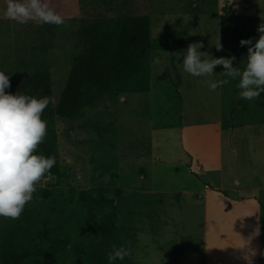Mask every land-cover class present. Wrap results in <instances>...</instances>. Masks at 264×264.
<instances>
[{
  "label": "rangeland",
  "instance_id": "1",
  "mask_svg": "<svg viewBox=\"0 0 264 264\" xmlns=\"http://www.w3.org/2000/svg\"><path fill=\"white\" fill-rule=\"evenodd\" d=\"M47 2L63 25L20 24L0 10V71L11 86L25 70L21 60L43 63L57 104L79 26L119 14L149 18L151 86L104 100L78 120L55 121L61 172L46 174L27 203L26 249L56 242L66 249L17 264H89L74 247L107 258L113 245L131 248L122 264H248L253 251L256 264L264 245V93L241 99L238 80L212 91L203 81L226 79L223 66L212 77H193L183 58L190 43L202 42L199 51L235 56L233 66L243 69L240 40L258 39L264 0ZM218 35L222 51L213 45ZM80 194L112 202L114 241L111 208L97 206L90 218Z\"/></svg>",
  "mask_w": 264,
  "mask_h": 264
},
{
  "label": "trees",
  "instance_id": "2",
  "mask_svg": "<svg viewBox=\"0 0 264 264\" xmlns=\"http://www.w3.org/2000/svg\"><path fill=\"white\" fill-rule=\"evenodd\" d=\"M0 10H6V0H0ZM150 35V22L145 15H100L79 26L75 34L77 53L68 69L57 104H49L42 114V119L47 122V133L36 154L55 157L56 163L50 169L49 176H59L61 172L54 126L56 120L75 121L83 116L86 109H92L104 100L115 101L124 95L150 91ZM19 66L25 70L15 76L7 92L37 98L52 97L51 75L45 64L21 60ZM79 197L86 201L90 218L97 206L107 205L111 208L107 235L114 241L112 202L83 194ZM259 205L264 209L262 204ZM28 229L27 204L18 219L0 217V264H17L28 256L52 255L57 250L66 249L65 244L56 242L44 250L28 253ZM73 252L85 255L89 264H109L108 258L93 253L89 246L74 247ZM115 264L122 263L117 260ZM256 264H264V245Z\"/></svg>",
  "mask_w": 264,
  "mask_h": 264
},
{
  "label": "clouds",
  "instance_id": "3",
  "mask_svg": "<svg viewBox=\"0 0 264 264\" xmlns=\"http://www.w3.org/2000/svg\"><path fill=\"white\" fill-rule=\"evenodd\" d=\"M5 16L20 24L34 21L38 25H63L64 18L57 13L47 0H6ZM264 21V18H261ZM258 39H241L240 45H247V55L243 69L233 66L235 56L215 58L204 48L202 42L190 43L183 58V71L193 77H212L217 66H223L220 73L226 79L213 81L205 79L209 89L229 84L238 80V96L253 101L264 93V22L257 27ZM217 51L223 50L220 36L213 44ZM154 64L160 63L157 58ZM9 75L0 71V217L18 219L25 205L33 199L37 185L50 174L55 165L54 156L45 157L36 154L39 145L47 133V122L42 119L43 111L49 104L55 105L54 97H34L24 94H12ZM259 234V228H256ZM244 259L252 264L251 256ZM131 255V248L112 246L108 253L109 264L124 260Z\"/></svg>",
  "mask_w": 264,
  "mask_h": 264
}]
</instances>
